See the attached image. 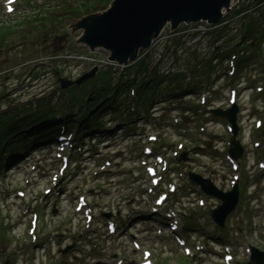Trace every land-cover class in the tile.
Here are the masks:
<instances>
[{
  "label": "rangeland",
  "instance_id": "rangeland-1",
  "mask_svg": "<svg viewBox=\"0 0 264 264\" xmlns=\"http://www.w3.org/2000/svg\"><path fill=\"white\" fill-rule=\"evenodd\" d=\"M4 1L5 0H0V26L9 28L11 25H14L13 28L16 32L8 34L4 40L0 42V113L10 112L11 115H13V121L14 111L19 112V110L23 108L24 104L30 105L35 101L40 103V100L37 99L45 95L52 96L50 94L51 92H54V94L58 97V100L54 101V105H59L58 102L62 103L63 97H69V94L65 95L59 90H52V87L57 86L52 72L55 65L59 67L61 71L60 75L63 78L75 79L83 73L90 72L94 67H97V70L99 71L112 68L107 67L106 63L116 65L122 64V62L119 63L118 60H109V53L107 50L103 48H94L90 50L81 40L84 31L79 22L91 15L102 12V9L107 7L110 0L86 1L89 3V7L86 8L84 6V11L79 8L83 0L81 3L79 0H61V2L63 1L64 3L63 9L56 10V12L51 15V18H49L50 15L47 14L48 10H46L47 12L45 13V9L36 8L31 10L29 14L18 10V12L15 14L13 13V16L9 17L3 8ZM29 1L32 2L33 0ZM238 1L242 2L241 0H231L230 5L223 9L224 15L222 17V23H225L226 31L227 28H229L232 24L240 26L239 21L242 20L238 14L235 15L233 12ZM31 2H29L30 5H32ZM261 2L264 4V0H261ZM250 3L251 1L249 3L244 2V4H247L249 7ZM100 5H103L104 7L100 9ZM258 10H264V7L260 5L258 6ZM54 15H56V17H54ZM36 17L46 20L44 25H49V28L45 27L42 32L43 25L38 22L34 28L30 27V32H28L27 27L23 25L29 26V24L25 22H32ZM16 21L19 23L14 24ZM204 24H206L204 21H198L196 23L186 22L176 27V30L177 28L181 27L186 28L189 35L183 34L184 48L177 47L175 53L173 52L174 46L169 44L168 50L163 55L166 57L167 61L172 60L170 57L171 55H175V57H181V60L186 61L188 59V62L193 64V58L189 57L190 55L188 54L198 52L195 49H192L194 47L189 48V44L191 43L190 39L193 36L192 32L194 30L199 35L202 34V31L205 29ZM167 29V27L164 28L161 33L154 37L151 44L147 48L142 47L136 50L134 56L129 57L127 62H135V59L143 58L146 70H150V60H153L154 54L159 44L160 46L164 44V41L161 40L168 36ZM36 30H38L39 33ZM256 42L257 35L254 39L248 38L246 40V43L254 45L256 51L255 54L252 53L253 56L250 57L246 55V50L248 48L247 46L245 49L241 50L240 55H243L244 59L239 61L238 72L236 76V81L239 82L240 85V99L236 105L237 133L235 139L241 148L240 158L244 159V163L246 165V172L244 173L242 179L243 183H245L248 179L251 184L250 186H243L242 184L244 199L243 203L247 206L246 208L249 214V226L247 230V237L238 238L236 235H234V231H232L228 237L223 239V241L242 243L245 241L255 242L257 238H263V233L261 235L255 234V236H252V232L254 227L257 226L258 217L261 214H264V184H261L258 188L255 183L256 180L251 178L248 173L250 171V163L252 164V162L251 151L247 138V129L251 124L249 123V118L252 116V114H257V108L260 103L256 96H252L251 90L247 84V79L249 77L260 78L258 65H262V61L264 59V39L258 45ZM223 64L224 61L219 64L218 71L215 70L214 72H211L210 75L207 74V71L202 72L200 68L197 67V74L199 72V77H207V80L209 81L210 100L208 104L211 105L210 107H216V109L220 108L225 110L228 108L225 103L226 88L223 87L220 78V74L223 70ZM199 65H201V63ZM162 74L163 79L170 78L164 70L162 71ZM92 75H96V71ZM92 75L81 80L84 81L83 84L92 79ZM192 75L194 77V82H196L194 73H192ZM140 77H143V74L140 75ZM74 85H79L76 84V80L71 81V84L68 85L67 88L69 89ZM158 86V83H154L151 84L149 88H146L144 94H149L146 102L148 99L153 98V93L155 92L156 88H158ZM86 88L87 86H83L81 89L82 94L85 92ZM89 89H91V86H89ZM158 91L163 92L165 97H163V94H159L160 97L157 95L155 104L149 109L146 106L145 110L142 111L138 122L140 124L137 127L141 129L140 132L143 130L151 132L158 127H165L166 125V118L169 115H167L163 110L164 105L168 103V99L171 97V95L168 93V87L160 88ZM177 97L174 98L175 103L177 101ZM45 100L46 99L44 98L43 101L45 102ZM136 101H138V99H136ZM139 101H143V99ZM162 101H164V104L162 103L163 110L159 109ZM145 103L143 101V104ZM109 109L110 107L108 110ZM207 115L210 127H212V136L209 138L204 137L203 145L200 148H193L189 146L186 149V157L185 160L182 161L181 167L184 168L185 171H194L195 173L200 174L202 177H206L209 180L212 178L216 183H219L222 181L223 177V173L221 172L219 165L220 149L222 146L220 138L221 134H223V130L221 128L222 118L219 115L212 114L210 112H207ZM29 116L31 115L28 114L27 117ZM38 116H40V113ZM27 117L23 116L22 118L25 121V124L26 122L31 121V119H28ZM104 117H106L105 122L111 118L110 114L105 115ZM43 120L45 119H42V122H45ZM121 127L122 128L117 134L108 136L105 134L106 131H102L94 137L95 139L88 142V151L85 153L87 156L79 159V161L82 162V165H85L86 169L94 168L96 165L99 166L100 162H98V160L101 161V159L97 155L98 152L101 150L108 151V149H112L115 152L114 156L112 157V159L114 158L115 168L127 166L132 163L128 158L135 156L138 152V149L134 146H130L129 139H125L126 137L128 138L130 136L126 135V133L130 132L126 131L124 121L121 124ZM41 131H44L43 127ZM41 131L31 133V136H27L29 140L23 145V147L25 146L26 150L21 152L20 157H15L12 159L7 153H4L1 156V160H3V162L0 165V216H2L3 219H0V250L1 247H6V254H11L14 256L13 259L10 260V264H38L37 261H39L38 259L40 256L42 255L44 257L46 251L49 248L52 249L53 264H79L78 262L84 264L86 260H81L79 258L80 256L78 254L77 246L71 241L74 239L71 231H68L69 229L65 228V232L67 234L64 236L65 239L61 240V238L56 235L57 233L55 223H47L51 218H54L55 222H59L60 220H58V217L60 215L70 212L68 209L71 208L69 205V199L75 196L71 185L80 178L79 175L82 173V170L80 169L81 165L75 166L72 173L62 180L61 183L64 185L62 189L63 194L56 204V207L52 208L54 210L50 212L49 209L46 208V210L42 212V216L45 218L46 223L43 222V220H40L39 226L42 228L46 226V229L42 232V234L38 232V240L35 243H31L29 236H27V229L23 226L25 222L21 221L22 218L19 219L18 217L22 200L19 201V199L16 198L15 191L13 189L15 187L22 186V167L28 168L29 161L35 160L37 158H39L40 162H42L44 165H47L48 163L46 157H43L39 150L40 146L45 143L43 142L34 144L32 142L33 140H36L35 138L43 137ZM130 134L133 135L132 133ZM88 135L90 136L91 134L88 133ZM262 137L264 138V129L262 130ZM91 147H94L93 150L90 149ZM167 147H169V145ZM128 149L130 150L129 154L126 153ZM103 156L109 157L110 155L106 154ZM43 169L44 167L41 168L39 166L36 171H31V176H34L33 181L29 185H24V188L27 186L31 192L32 190H36L37 185L42 184V181L44 180ZM121 174L123 175L127 173L123 172L119 175ZM260 179L264 180V178L261 177ZM188 186L189 188L186 189L188 192L184 195H192L194 196L192 200H194L197 196L196 188L198 187L192 186L189 182ZM183 190L184 189H182V191ZM27 194L29 195L30 193L27 192ZM38 195L40 199V191H38ZM94 195L97 196L98 192H94ZM212 203H214V201ZM97 210H99V207ZM98 219L101 220L99 215L96 214L95 221L97 222ZM133 221L136 224L140 222V220L136 218H133ZM233 224L234 222L230 219L226 229L229 230ZM146 228H148V226L146 227L143 225V231H141L139 235H142L145 239L151 238L148 234V231L145 230ZM47 230L51 231L50 238H47ZM117 234L122 240V243L118 248H122L123 244H126L128 246L126 253L133 252L130 250L131 246H129L128 234L125 235L126 238L122 234ZM90 235L95 236L100 241V244L97 251L95 250L96 252L92 251L90 253L89 261L92 264H113L112 253L114 251V247L109 245L105 247L106 243L102 238L101 225H98V228H95L90 233ZM43 238L49 239V243L47 241L45 245L39 246L38 243L43 241ZM84 238L85 237L83 236L81 241H84ZM18 239H20V244ZM257 245V248L260 249L259 244ZM28 249H32L37 257H33L32 255L27 256L26 253H29ZM154 249L156 252L159 250L157 246H154ZM22 250H25L26 253ZM61 254L65 255V259L60 257ZM158 254L159 253H157L156 256L157 259H161L158 257ZM132 257H134V255H132ZM212 258H215V255L213 252L207 249L206 252L202 254L201 258H196L191 262V264H212ZM6 259H8L7 255L4 257L3 261ZM239 260L245 263L242 258H239ZM43 262L44 264H48V262ZM242 262H240V264H243Z\"/></svg>",
  "mask_w": 264,
  "mask_h": 264
},
{
  "label": "water",
  "instance_id": "water-1",
  "mask_svg": "<svg viewBox=\"0 0 264 264\" xmlns=\"http://www.w3.org/2000/svg\"><path fill=\"white\" fill-rule=\"evenodd\" d=\"M231 0H112L107 9L100 13L82 19L79 24L83 27L82 42L91 50L104 48L109 51L110 60L125 62L134 56L139 48H146L163 29L166 23L174 28L182 22H197L206 20L217 22L222 15V8H227ZM97 69L83 75L76 82L93 74ZM63 86L71 81L62 79ZM228 117L235 129V110L220 112ZM240 152L236 140L231 149L232 154ZM204 188L210 186L203 183ZM225 206L219 213L226 214L230 210L227 196H224ZM212 211L221 223L223 218ZM220 216V218L218 217Z\"/></svg>",
  "mask_w": 264,
  "mask_h": 264
},
{
  "label": "trees",
  "instance_id": "trees-1",
  "mask_svg": "<svg viewBox=\"0 0 264 264\" xmlns=\"http://www.w3.org/2000/svg\"><path fill=\"white\" fill-rule=\"evenodd\" d=\"M80 1H82V0H80ZM86 1H89V0H83V2L81 4V9L83 11L85 10L84 6L86 8L89 7V3ZM24 2H28V0H24ZM62 6L64 7V3ZM100 6H101L100 9H102L104 7L103 5H100ZM55 8L56 7H52L50 9L52 12L49 11L48 13H50L51 15L53 13H55V12H53V9H55ZM38 9H42V8L38 7ZM240 9H241L240 11H244L245 12L244 15L246 17H248V20L245 23V27H244V34L246 37L244 39H246V40L248 38L254 39L255 36L257 35V42L256 43H257V45L260 44L261 41L264 39V14H263L264 10H258V7L256 6L254 8L256 10L255 11L252 8L249 9L248 5H244V6L242 5L240 7ZM66 13H68V12H66ZM54 17H56V15H54ZM38 22H40L43 25L42 18L37 17L36 19H34L31 22L30 27L34 28ZM43 29H44V25L42 27V32H43ZM36 31H38V30H36ZM8 34H11V32L8 30V27L0 26V42H2ZM176 40H178V38H176ZM248 45L249 44L246 43V41H245L242 46L245 48ZM176 50H177V45H175L173 52L175 53ZM240 59L242 61L244 59V57L241 56ZM143 61L144 60L141 59V61L136 64L137 70H140V71L145 70L143 68V67H145ZM198 63H199L198 61H196L194 63L193 70H194V68H196ZM194 71H196V70H194ZM114 72L115 71L112 70L111 68L110 69H104L102 71H99L96 79L94 80V85L96 86V90L94 93L89 95V99H88L89 103H91V106H92V108H90L91 112L88 116V121L83 123V124L87 123V126L84 127V128H86V130L88 129L89 131L97 132L99 127H104L98 122L96 117H93L94 112H95V110H93V108H95L99 104L100 99L106 97L108 91L113 90V82H112V77H110V75L113 74ZM162 76H163V74H158L156 72H153L151 74V72H150L148 78H146L145 81H143L142 79L138 80V78H136V84H137L139 91L144 92L146 90V88L150 87L151 84H154V83L159 84ZM124 80H127V78L125 77V74L122 75V77H121L120 82L123 81L122 86L125 83ZM79 88H82V86ZM70 92L74 95H76V93L78 94V92H76V89H71ZM76 96H77V98L80 99V97L78 95H76ZM148 97H149V94L148 95L142 94V99H143L144 103L146 102V99ZM106 105L107 104L98 105L96 107L97 112H100L101 110H103L106 107ZM40 112H43V111H40ZM51 112H53V111L52 110L47 111V115L51 114ZM38 113L39 112L35 113L34 115H31V118H35L36 121H38L40 124H46L47 119L43 120L45 122H42L38 118ZM25 114H26V112H25ZM19 115H21V113H19V112L17 114L15 113L14 114V121H13V115H11V113H7V112H1L0 113V150L2 149L1 148L2 145H4V150H5L4 153L9 154V156H11V158L19 156L21 154V152L25 150V146L23 147V145L26 141L29 140V138L27 136H31V135L23 134V127L25 126V124H24V121L22 119L16 120V118H18ZM43 130H44V132L47 131V127H45ZM105 130L106 129H103L102 131H105ZM15 138H17V140H18V142L16 144L13 142V140ZM43 139H44L43 137L36 138V140H33L32 142L34 144H38ZM3 154H2V151H0V165L3 162V160H1V156Z\"/></svg>",
  "mask_w": 264,
  "mask_h": 264
},
{
  "label": "bare ground",
  "instance_id": "bare-ground-1",
  "mask_svg": "<svg viewBox=\"0 0 264 264\" xmlns=\"http://www.w3.org/2000/svg\"><path fill=\"white\" fill-rule=\"evenodd\" d=\"M224 8H222V15L224 14V10H223ZM108 51V50H107ZM109 52V51H108ZM132 82H134V84H135V81H134V79H132ZM162 83H163V77H161V81L159 82V86L158 87H161V85H162ZM23 118V113H21V115H19V117L18 118H16V120H19V119H22ZM70 121V123L73 125V126H75L74 124H73V122H72V120H69ZM76 128V127H75ZM104 128L106 129V128H108L107 126H104ZM76 130H78V128H76ZM100 132V131H99ZM23 135V134H22ZM21 137V136H20ZM88 138V137H87ZM85 139H86V137H85ZM13 142L16 144L17 142H18V140H17V138H15L14 140H13ZM0 151H2V154L4 153V148H2ZM140 214H142L140 217H137L136 219H138V220H144V219H147V218H145L146 216L145 215H148V213L147 212H144V213H140ZM192 230V228H190V229H188V230H184V231H191ZM116 232V230L114 231V233ZM98 262V261H97Z\"/></svg>",
  "mask_w": 264,
  "mask_h": 264
}]
</instances>
